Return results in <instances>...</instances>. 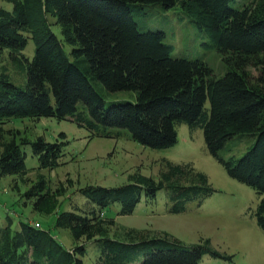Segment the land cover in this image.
<instances>
[{"label": "trees", "instance_id": "16d2710c", "mask_svg": "<svg viewBox=\"0 0 264 264\" xmlns=\"http://www.w3.org/2000/svg\"><path fill=\"white\" fill-rule=\"evenodd\" d=\"M5 2L12 8L0 4V61L7 52L26 82L15 84L0 66V177L25 180L26 145L39 168L58 166L64 155L66 141L30 140L5 129L16 117L70 119L93 136L125 129L153 149L174 146L176 124L186 123L202 128L210 154L258 193L256 216L264 230V0ZM146 4L178 6L208 39L206 45L226 55V73L218 77L204 61L174 56L165 31L142 30L133 9L144 10ZM29 39L35 44L31 59L25 53ZM98 84L111 92H134L136 99L107 106ZM242 133L255 135L254 143L240 158H224L220 151ZM166 166L158 177L135 173L121 186L80 188L90 208L63 209L54 222L55 228L70 229L75 247H65L40 224L20 221L12 229L9 221L0 228V264H84L92 242L99 246L98 264H199L206 254L232 260L209 238L187 244L169 232L122 226L106 215L115 204L120 215L132 214L143 195L154 199L160 190H166L172 213L213 193L207 175L191 163L167 161ZM64 192L48 187L41 176L25 196L35 211L52 214Z\"/></svg>", "mask_w": 264, "mask_h": 264}, {"label": "rangeland", "instance_id": "374dc122", "mask_svg": "<svg viewBox=\"0 0 264 264\" xmlns=\"http://www.w3.org/2000/svg\"><path fill=\"white\" fill-rule=\"evenodd\" d=\"M0 4L12 8V4L5 0H0ZM133 11L142 30L160 29L166 32L165 40L174 46V56L204 61L218 77L226 73V55L206 45L208 39L178 6L164 9L160 4H146L144 10L134 7ZM25 53L30 59L33 57L35 44L32 39H29ZM1 58L0 66L7 67L12 81L25 85L26 73L13 64L7 52L2 53ZM250 70L257 74L255 68ZM97 88L107 106L136 99L134 92H111L102 84H98ZM4 128L19 131L18 137L30 140L41 136L49 142L58 140L67 143L63 146L64 155L60 164L52 169L39 168V159L32 146L26 145L28 170L25 180L20 175L0 177V228L7 226L9 221L12 222V229H16L20 221L40 224L49 228L65 247H75L78 241L73 238L70 229L55 228L54 222L63 209L90 208L89 200L79 192L80 188L87 185L121 186L135 173L158 177L167 169V161L191 163L207 175L214 188L202 203L192 200L186 211L172 213L166 190H160L154 199L143 195L132 214L120 215L121 206L115 204L108 208L106 215L115 218L122 226L169 232L187 244L209 238L217 250L232 257V260H224L206 254L199 264H264V230L258 225L256 216L260 197L250 186L232 178L223 164L210 154L202 128L186 123L176 124L178 142L166 149L144 146L125 129L109 130L110 136L106 137L93 136L73 120L55 117H16L4 124ZM255 139V135L249 133L237 134L220 154L226 159L240 158ZM41 176L48 187L65 191L59 197V207L52 214L38 213L33 208V202L25 196ZM98 258V244L89 243L83 257L84 264H98Z\"/></svg>", "mask_w": 264, "mask_h": 264}]
</instances>
